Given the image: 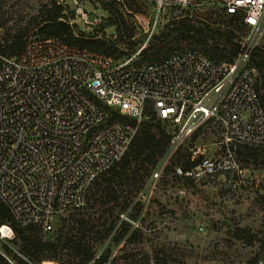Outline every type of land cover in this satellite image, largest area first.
Here are the masks:
<instances>
[{
  "label": "built area",
  "instance_id": "obj_1",
  "mask_svg": "<svg viewBox=\"0 0 264 264\" xmlns=\"http://www.w3.org/2000/svg\"><path fill=\"white\" fill-rule=\"evenodd\" d=\"M143 1L153 6L152 21L136 53L114 57L49 35L29 37L18 54L0 53V201L15 223L53 231L60 216L86 204L91 185L122 159L152 115L170 127V139L145 185L148 195L172 156L203 129L219 127L222 151L190 152L191 165L175 164V177L198 182L239 170V145L264 148V106L251 65L264 36V0ZM178 7L240 15L249 32L237 55L217 61L186 49L141 60L164 10ZM73 8L92 23L77 0ZM14 236L9 222L0 224L6 259L1 245ZM253 264H264V256Z\"/></svg>",
  "mask_w": 264,
  "mask_h": 264
},
{
  "label": "rangeland",
  "instance_id": "obj_2",
  "mask_svg": "<svg viewBox=\"0 0 264 264\" xmlns=\"http://www.w3.org/2000/svg\"><path fill=\"white\" fill-rule=\"evenodd\" d=\"M77 1L87 11L88 21L92 23L84 21L80 15L76 16L73 8L75 0H0V41L7 34L18 31L26 32L24 41L39 35L37 25L40 15L46 7H53L55 3L61 5L64 19L77 26L75 36L104 39L112 44L117 33L115 26L108 24V18L114 15L111 4L116 0ZM117 6L132 28L136 48L132 51L126 44H116L115 54L120 51L126 55L136 53L144 45L146 30L151 26L153 6L143 0L132 3L124 0V4ZM214 11L210 7L166 8L159 22L163 25L185 16L192 23L206 16L224 20L222 16L217 17ZM245 37L238 39L240 47ZM258 46L264 47V36ZM179 49L187 48L181 44ZM162 126L170 131L168 125ZM183 148L187 153L196 151L198 155L222 151L219 127L197 132L186 140ZM237 158L239 170H227L194 182L172 174L177 163L176 155H173L152 194L143 191L154 166L150 171H139L135 180L122 176L115 178L112 189L117 200L103 205L92 199L82 208L60 216L54 230L79 214L92 219L95 227L86 236L94 243L96 256H100L107 247L111 249L104 264H136L142 253L152 257L158 248L164 249L159 254L160 264H253L256 256H264V168L252 159L245 161ZM95 189L92 185L89 194ZM99 195L97 192L94 196ZM124 203L127 204L126 209L120 211ZM123 221L129 224V230L124 237L114 241ZM111 224L113 228L105 235V228ZM237 228L245 229L246 237L237 239L234 236ZM134 231L133 240H127V236ZM50 235L41 234L43 240L49 239ZM103 235V240L97 242ZM1 246L9 264H21L20 260L24 264H75L65 250L57 254L37 252L29 256L23 251L20 238L15 236L8 245L2 243ZM150 264L154 262L151 260Z\"/></svg>",
  "mask_w": 264,
  "mask_h": 264
},
{
  "label": "trees",
  "instance_id": "obj_3",
  "mask_svg": "<svg viewBox=\"0 0 264 264\" xmlns=\"http://www.w3.org/2000/svg\"><path fill=\"white\" fill-rule=\"evenodd\" d=\"M135 0H127L132 3ZM114 1L111 4V17L108 18V24L116 28L117 37L109 44L104 39H85L82 36H75L77 26L71 25L68 20L64 19V13L61 5L54 3L53 7H46L45 12L40 15V21L37 25L39 35H49L61 38L63 41L71 45L87 47L99 50L114 57H120L127 53L120 51L117 55L116 44H126L132 51L136 48V43L132 40V28L129 27L126 16L120 11ZM217 17H224V20L218 18L212 19L210 16L199 18L197 23H192L188 17L172 19L167 23L160 25V31L154 34L148 45L140 51L141 60L157 61L165 56L180 51V45L186 46L187 50H201L217 61H230L237 55L240 49L238 39L244 37L249 32V28L244 24L242 17L236 14H225L214 9ZM26 32L18 31L14 34H7L0 41V53L7 55L18 54L24 45V35ZM251 65L256 69L259 75L258 88L260 90L261 102L264 106V47L257 46L251 53ZM114 119L121 121H132L131 119L116 115ZM166 125L162 121L156 119L153 115L142 121L138 131L132 139L129 148L122 159L117 162L111 169L102 173L92 185L96 188L93 192L87 194V201L100 202L107 204L117 200L114 194L112 184L115 178H127L135 180L139 171L148 170L154 166L157 159L164 153L169 139L170 133L165 129ZM237 156L242 160L252 159L264 168V148L241 144L236 149ZM191 153H187L181 147L176 153V164L182 166L191 165ZM167 168V167H166ZM129 170V171H128ZM173 172V171H172ZM122 173V174H121ZM98 179H100L98 181ZM91 185V186H92ZM90 190V188H89ZM100 195L95 197L96 193ZM264 198V196H263ZM127 204L124 203L120 211L126 209ZM9 222L12 225L15 237L20 238L23 251L32 256L37 252H51L57 254L59 251L65 250L66 254L74 259L75 264H104L107 262L111 249L107 247L100 256H96V249L86 236L88 232H92L95 225L92 219L85 218L82 215L71 218L63 223L59 229L43 232L33 226H21L12 220L6 206L0 201V224ZM113 225L106 227L104 234L108 235ZM129 230V224L125 221L121 223V230L114 238L118 241ZM51 232V233H49ZM51 234L49 239L43 240L41 234ZM136 231L127 236V240H133ZM246 230L237 228L235 237L242 239L246 237ZM51 237L53 239H51ZM104 235L97 239L102 241ZM264 249V244H263ZM164 252L163 248L156 249L152 257L142 253L141 257L136 260V264H150L152 260L154 264H160L159 254ZM139 253H134V255ZM133 255V254H131ZM258 259L256 256L252 263ZM21 264H24L20 260ZM0 264H9V261L0 254Z\"/></svg>",
  "mask_w": 264,
  "mask_h": 264
}]
</instances>
